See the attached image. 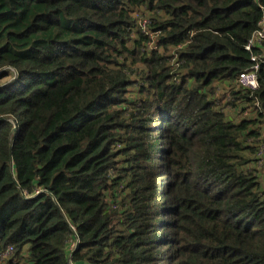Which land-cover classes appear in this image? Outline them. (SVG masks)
I'll return each mask as SVG.
<instances>
[{
  "label": "trees",
  "instance_id": "trees-1",
  "mask_svg": "<svg viewBox=\"0 0 264 264\" xmlns=\"http://www.w3.org/2000/svg\"><path fill=\"white\" fill-rule=\"evenodd\" d=\"M262 23L264 0H0V264H264Z\"/></svg>",
  "mask_w": 264,
  "mask_h": 264
},
{
  "label": "rangeland",
  "instance_id": "rangeland-1",
  "mask_svg": "<svg viewBox=\"0 0 264 264\" xmlns=\"http://www.w3.org/2000/svg\"><path fill=\"white\" fill-rule=\"evenodd\" d=\"M139 24L143 25L142 22H139ZM260 49L262 51L260 56L263 57L264 44L260 46ZM239 103H241V105H243L244 107H248L247 113H244L243 115H241L238 110L227 109L226 111L227 117L232 118L234 121H238L243 116L248 117V118H253L255 116L256 110L254 107H249L247 106V104H243L240 101ZM249 144L255 147L256 152L250 157L251 160H253L255 163H253L251 166L257 169V172L259 174V178L262 184V189L264 191V128H263V125H261V136L256 141H249Z\"/></svg>",
  "mask_w": 264,
  "mask_h": 264
},
{
  "label": "built area",
  "instance_id": "built-area-1",
  "mask_svg": "<svg viewBox=\"0 0 264 264\" xmlns=\"http://www.w3.org/2000/svg\"><path fill=\"white\" fill-rule=\"evenodd\" d=\"M144 24V21H139ZM264 40V23L261 24V28L255 32L246 45V50L250 51L253 47L260 45ZM258 66H253L249 71L242 72L238 75L236 85L238 88L255 91L258 88L257 80ZM264 128V126H263ZM74 244L71 245V249Z\"/></svg>",
  "mask_w": 264,
  "mask_h": 264
}]
</instances>
